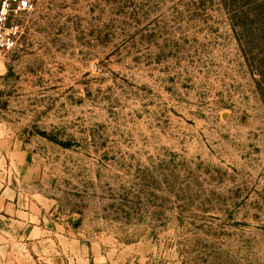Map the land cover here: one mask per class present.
Listing matches in <instances>:
<instances>
[{"label":"rangeland","instance_id":"1","mask_svg":"<svg viewBox=\"0 0 264 264\" xmlns=\"http://www.w3.org/2000/svg\"><path fill=\"white\" fill-rule=\"evenodd\" d=\"M29 1L0 264H264V0Z\"/></svg>","mask_w":264,"mask_h":264},{"label":"built area","instance_id":"2","mask_svg":"<svg viewBox=\"0 0 264 264\" xmlns=\"http://www.w3.org/2000/svg\"><path fill=\"white\" fill-rule=\"evenodd\" d=\"M6 9V10H5ZM32 6L29 0H0V11H4L0 20V57L12 53L22 36V26L19 22L30 13Z\"/></svg>","mask_w":264,"mask_h":264},{"label":"trees","instance_id":"3","mask_svg":"<svg viewBox=\"0 0 264 264\" xmlns=\"http://www.w3.org/2000/svg\"><path fill=\"white\" fill-rule=\"evenodd\" d=\"M262 38H264V36H262ZM261 38V39H262ZM239 41H241V39H239ZM246 42V41H245ZM244 49V48H243ZM244 55H246L245 57H247V59H248V57L250 56V54H251V58L253 59V60H256L253 56H252V53H248V51L246 50V47H245V50H244ZM261 55H263L264 56V49H263V51H262V53H261ZM258 58V57H257ZM260 61V68H261V70L262 71H259V74L263 77L264 76V59L263 60H259ZM262 65V66H261ZM261 91H263L262 89H261ZM262 94V93H261Z\"/></svg>","mask_w":264,"mask_h":264},{"label":"clouds","instance_id":"4","mask_svg":"<svg viewBox=\"0 0 264 264\" xmlns=\"http://www.w3.org/2000/svg\"><path fill=\"white\" fill-rule=\"evenodd\" d=\"M6 5H7V0H5V6H6ZM5 10H6V9H5ZM4 15H5L4 11H0V20H3Z\"/></svg>","mask_w":264,"mask_h":264}]
</instances>
